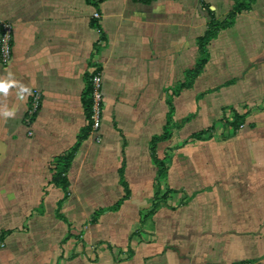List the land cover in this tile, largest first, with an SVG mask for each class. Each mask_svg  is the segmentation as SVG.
Listing matches in <instances>:
<instances>
[{
  "label": "crops",
  "instance_id": "obj_1",
  "mask_svg": "<svg viewBox=\"0 0 264 264\" xmlns=\"http://www.w3.org/2000/svg\"><path fill=\"white\" fill-rule=\"evenodd\" d=\"M89 1L0 0V24L13 29L11 62L0 64V79L11 73L30 89L23 101L18 88L0 93V110L15 111L0 116V264H264V128L249 124L221 143L216 133L188 142L233 104L214 94L199 98L230 70L228 57L249 49L264 56V0L256 28L240 14L211 42L205 72L175 98L178 128L157 145L159 160L171 157L161 195L174 193L152 214L159 170L150 142L167 123L166 90L199 59L206 7L223 20L235 0ZM95 14L105 42L91 25ZM97 69L101 130L80 147L63 201V190L50 184L51 163L88 124L85 76ZM34 91L42 105L27 127ZM123 166L130 198L97 216L125 197Z\"/></svg>",
  "mask_w": 264,
  "mask_h": 264
},
{
  "label": "trees",
  "instance_id": "obj_2",
  "mask_svg": "<svg viewBox=\"0 0 264 264\" xmlns=\"http://www.w3.org/2000/svg\"><path fill=\"white\" fill-rule=\"evenodd\" d=\"M105 0H98L96 2V5L98 3H102ZM258 0H236L232 10L229 12L227 17L223 20H217L214 13L206 7L208 16H209V24L207 31L205 34L197 40V47L199 51V59L194 66V68L187 70L185 72V78L183 82L178 83L175 87L169 88L166 90V104L169 107V113L167 116V123L164 128L163 134L160 136H154L150 142V153H151V158L152 162L155 167L158 168L159 170V176H158V185H157V193L155 195V204L153 206V210L151 214L156 211L161 205H164L166 203L167 198L173 194L174 192L172 190H168L164 195H161V190H160V185L162 182L166 180L167 173L169 170V164L171 162V157L167 155L165 160H159L157 157V145L159 143L167 142L173 137L174 130L178 128L176 124L174 123V115H175V106H174V100L175 98L179 97L181 93L185 90H189L193 87L195 81L204 73L205 68L207 64L209 63L210 60V52H209V46L211 42L219 36L220 32L226 31L230 28H232L236 21L237 17L244 11L250 10L253 5L256 4ZM88 2H90L88 0ZM92 27L97 29L100 34H101V42H105V35L101 29V26L99 23L94 19L92 20ZM101 48V45L97 44L95 45L94 48V53H93V58L96 55V53L99 51ZM100 72V69H97L96 73ZM92 74L87 73L85 76L86 80V89L83 93L82 96V104L84 107L86 119H87V126L82 129L81 133L77 137V141L75 145L67 152L55 157L51 163V170H52V178L50 181L51 185H54L55 187H58L63 190L64 192V200H67L69 197V187H70V182L68 179V173L69 170L73 164V161L82 146L83 142L86 141L89 138V135L92 132V107H93V102L89 98V96L92 93V86H91V79H92ZM230 110V112L234 115V120L230 121L227 118V111ZM223 118L213 124V126L207 130H202L200 132L192 134L188 142H198V141H206L209 138H211L216 132L218 125H222L223 130H222V139L225 141L227 139L233 138L237 132L241 129L242 127V119L244 116H241L236 109L234 108H228L223 110ZM36 116L33 118V121H35ZM191 119L188 118L186 119L184 123L189 122ZM229 127L231 129V133L229 135L225 134L226 128ZM120 177H121V185L123 186L125 190V197L120 200L117 204L114 206L106 209V210H100L97 213V216L104 212V211H109V212H116L118 211L123 203L127 201L130 196L131 192L130 189L125 182V177H124V166L120 170ZM59 202L58 204V212L61 209V204L62 202ZM60 218H63L59 213H58Z\"/></svg>",
  "mask_w": 264,
  "mask_h": 264
},
{
  "label": "rangeland",
  "instance_id": "obj_3",
  "mask_svg": "<svg viewBox=\"0 0 264 264\" xmlns=\"http://www.w3.org/2000/svg\"><path fill=\"white\" fill-rule=\"evenodd\" d=\"M258 2L259 0L250 10L241 13L254 23L255 28L261 10ZM261 20H264V18ZM238 52H240V57L232 55L228 57L229 65L226 64V67L229 66L227 69L230 70L218 73L216 86L202 91L199 98L203 97L202 95L214 94L216 97L218 95L225 100L232 99L233 104L223 106H229L227 109L234 107L241 116H244L239 133L243 128H247L249 124L253 123L260 126V128H264V56L261 55V52L258 56L255 49L239 50ZM226 115L230 121L234 120V115L230 110L227 111ZM218 118L221 120L223 116L219 114ZM24 124L27 126L25 121ZM222 130V125H218L214 138L219 143L224 142L221 135ZM225 131L227 135L231 133L229 127ZM29 135L32 136L31 131H29Z\"/></svg>",
  "mask_w": 264,
  "mask_h": 264
},
{
  "label": "built area",
  "instance_id": "obj_4",
  "mask_svg": "<svg viewBox=\"0 0 264 264\" xmlns=\"http://www.w3.org/2000/svg\"><path fill=\"white\" fill-rule=\"evenodd\" d=\"M138 3H152L160 0H132ZM178 1V0H176ZM95 20L100 19L99 14H95ZM12 45H13V29L10 24L1 23L0 24V64L4 67L8 66L12 58ZM94 70L91 74V86L92 93L89 98L93 102L92 107V132L98 133L101 130L102 124V110H103V94H102V78L101 72ZM42 105V95L38 91H34L31 95L28 110L25 116V122L27 127H31L33 124V118L37 116ZM99 141V139H98ZM5 247V242L0 238V249ZM248 264V263H244Z\"/></svg>",
  "mask_w": 264,
  "mask_h": 264
},
{
  "label": "clouds",
  "instance_id": "obj_5",
  "mask_svg": "<svg viewBox=\"0 0 264 264\" xmlns=\"http://www.w3.org/2000/svg\"><path fill=\"white\" fill-rule=\"evenodd\" d=\"M9 78L8 79H0V93H3L5 97H7L10 94V89L12 88H18L19 91H17L16 95L18 99L24 100L25 94L30 93V89L23 84H18L17 81L11 78L12 74L9 73ZM0 116L4 118H11L15 116V111L14 110H9L6 107H4L2 110H0Z\"/></svg>",
  "mask_w": 264,
  "mask_h": 264
}]
</instances>
